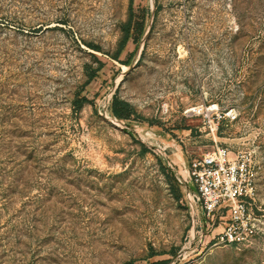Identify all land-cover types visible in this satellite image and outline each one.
<instances>
[{
    "label": "rangeland",
    "instance_id": "1",
    "mask_svg": "<svg viewBox=\"0 0 264 264\" xmlns=\"http://www.w3.org/2000/svg\"><path fill=\"white\" fill-rule=\"evenodd\" d=\"M210 104L214 136L183 114ZM216 147L253 153L264 215V0H0V264H264L185 197Z\"/></svg>",
    "mask_w": 264,
    "mask_h": 264
},
{
    "label": "built area",
    "instance_id": "2",
    "mask_svg": "<svg viewBox=\"0 0 264 264\" xmlns=\"http://www.w3.org/2000/svg\"><path fill=\"white\" fill-rule=\"evenodd\" d=\"M186 117H201L214 136L225 119H235L233 111L217 104L184 110ZM261 167L252 152L232 154L226 147L193 159L187 170L185 197L202 214L207 230L215 224L221 231L210 232L213 246H247L264 233V215L258 205V180Z\"/></svg>",
    "mask_w": 264,
    "mask_h": 264
},
{
    "label": "trees",
    "instance_id": "3",
    "mask_svg": "<svg viewBox=\"0 0 264 264\" xmlns=\"http://www.w3.org/2000/svg\"><path fill=\"white\" fill-rule=\"evenodd\" d=\"M130 2L132 3V0H130ZM131 29L136 31L135 25L132 26V22H131V18L129 19L128 23L125 26V35L121 41L120 44V49L123 47V45L125 44L126 40L128 39L130 33H131ZM139 36H141L143 34V28H139L138 31ZM138 41V39H137ZM92 50L94 51H99L96 46H90ZM114 60L118 59V56H114L113 57ZM85 75L87 76V82L86 84H88L91 80H93V78L96 75V72H88L86 70ZM84 101H86L85 98H81L80 100L76 99V101H74V105H76L77 109H80L84 103ZM110 112L113 118H115L118 121H127L130 120L132 115L135 114L134 109L132 108V106L130 104H128L127 102L119 99L116 95H114V97L112 98L111 101V106H110Z\"/></svg>",
    "mask_w": 264,
    "mask_h": 264
}]
</instances>
